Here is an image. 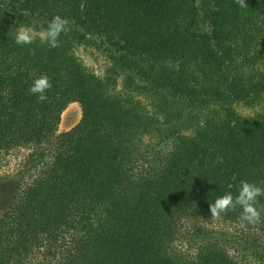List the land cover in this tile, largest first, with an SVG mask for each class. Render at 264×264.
Wrapping results in <instances>:
<instances>
[{
	"label": "trees",
	"instance_id": "1",
	"mask_svg": "<svg viewBox=\"0 0 264 264\" xmlns=\"http://www.w3.org/2000/svg\"><path fill=\"white\" fill-rule=\"evenodd\" d=\"M246 3L0 0V152L32 148L0 217V264H264V239L249 236L264 212L254 225L239 208L223 215L236 238L200 222L240 181L264 188V113L233 110L264 105V0ZM57 15L70 22L59 47L15 44L16 25ZM82 44L107 50L120 89L87 71ZM41 75L43 103L29 94ZM145 96L160 117L143 113ZM72 103L81 119L57 133Z\"/></svg>",
	"mask_w": 264,
	"mask_h": 264
},
{
	"label": "rangeland",
	"instance_id": "2",
	"mask_svg": "<svg viewBox=\"0 0 264 264\" xmlns=\"http://www.w3.org/2000/svg\"><path fill=\"white\" fill-rule=\"evenodd\" d=\"M16 26L18 27L27 25ZM29 26L33 27L37 32L44 29L43 27H41V25H36L35 22H33V24ZM17 27H15V30ZM206 27L207 26L205 25L203 28L205 32L208 31ZM212 47L216 49L214 41L212 42ZM260 50H262L264 53V46L259 47L258 50V55H260L261 57L262 53H260ZM74 52L79 61H81V63L85 66L87 71L93 73L99 79H108L114 86H116L117 89L121 88L124 76L123 74H116V72H113L112 61L109 58V53L104 49V47L97 49L96 47L82 44L75 47ZM138 100L140 101L141 107L143 108V113L153 116L157 115V117H160L158 100H156L154 97L147 96L140 97ZM233 110L242 118H251L256 116L257 114L264 113V105L248 106L243 103H236L233 105ZM80 119L81 109L79 104H70L61 115L57 133L69 131L80 121ZM143 141L144 143H147L149 140L147 138H143ZM31 152L32 148L29 145L0 152V217L8 208V205L12 198L13 190L15 188L16 178L18 177L17 175L30 168L29 154ZM50 160L51 156L49 155L47 161ZM200 222L216 232L229 233L231 237L233 236V238H236L239 234V231L242 229L241 225L231 224L227 221L209 219ZM190 224L192 223L186 225ZM257 229L250 230L249 236L252 237L258 235L259 237H261V239H264V230L259 228ZM236 241L237 240H235V242ZM233 245L238 244L234 243ZM173 248L181 254L187 256H191L195 253L193 248H190L188 245H186L184 241L176 242L173 245ZM234 251L235 253H237L236 248ZM249 263L259 264L252 261Z\"/></svg>",
	"mask_w": 264,
	"mask_h": 264
},
{
	"label": "clouds",
	"instance_id": "3",
	"mask_svg": "<svg viewBox=\"0 0 264 264\" xmlns=\"http://www.w3.org/2000/svg\"><path fill=\"white\" fill-rule=\"evenodd\" d=\"M239 8H248L246 0H235ZM70 31V22L66 18L57 15L48 22L46 29L36 31L31 26H18L14 42L18 46L31 45L36 40L42 45H47L51 49L60 46L59 39L61 35H67ZM52 84L47 75H41L33 81L29 88V94L37 98V102H45L47 92L51 89ZM233 181L237 178L232 177ZM209 182V181H208ZM210 183V182H209ZM228 188L232 189L233 184H228ZM264 196V188L247 181H240L238 194L233 195L231 191L215 199L214 203L209 204V210L212 220H220L223 215H227L230 211H235L237 208L241 210L239 220L244 223L254 225L261 222V213L264 212V207L258 208V198Z\"/></svg>",
	"mask_w": 264,
	"mask_h": 264
}]
</instances>
